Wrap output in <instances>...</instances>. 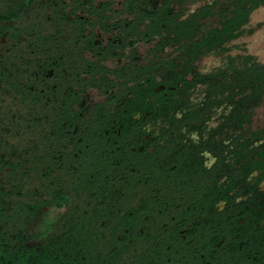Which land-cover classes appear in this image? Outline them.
Listing matches in <instances>:
<instances>
[{"label": "flooded vegetation", "instance_id": "obj_1", "mask_svg": "<svg viewBox=\"0 0 264 264\" xmlns=\"http://www.w3.org/2000/svg\"><path fill=\"white\" fill-rule=\"evenodd\" d=\"M233 10L0 0V264H264V137L230 111L264 65Z\"/></svg>", "mask_w": 264, "mask_h": 264}, {"label": "trees", "instance_id": "obj_2", "mask_svg": "<svg viewBox=\"0 0 264 264\" xmlns=\"http://www.w3.org/2000/svg\"><path fill=\"white\" fill-rule=\"evenodd\" d=\"M263 5L264 0H233L234 10L232 32H234V34L232 36L228 35L227 40H229V38L236 37L237 34L235 32L241 29V27L249 20L251 13ZM221 35V32L217 30L215 44L218 47L225 41V39L221 38ZM248 63H250V59L244 61V64ZM235 75H237V72H235ZM248 75L249 77L246 76L245 79H239L240 81H243V84L234 85V100L231 104L232 108L230 110L232 114L231 118L234 121L235 128L243 129L246 124H248L250 135L254 138H261L264 137V127L260 131L252 132L251 124L254 110L260 107L264 100V67L254 65L250 68ZM237 88L239 89L241 96L246 94L248 98L247 102L242 98L236 100V97H238L236 92ZM219 89L220 91L225 90V87ZM262 154L264 157V153Z\"/></svg>", "mask_w": 264, "mask_h": 264}, {"label": "rangeland", "instance_id": "obj_3", "mask_svg": "<svg viewBox=\"0 0 264 264\" xmlns=\"http://www.w3.org/2000/svg\"><path fill=\"white\" fill-rule=\"evenodd\" d=\"M235 45L242 49L235 50L233 56L239 58L249 55L260 64L264 65V5L256 9L250 17V23L247 27L245 36L238 40ZM223 59L218 58V63ZM212 62L207 60L206 63ZM253 128L264 126V100L260 107L254 110Z\"/></svg>", "mask_w": 264, "mask_h": 264}]
</instances>
